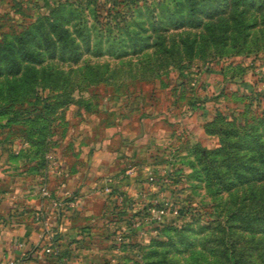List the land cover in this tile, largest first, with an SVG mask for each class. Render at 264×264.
Returning a JSON list of instances; mask_svg holds the SVG:
<instances>
[{"label":"rangeland","instance_id":"rangeland-1","mask_svg":"<svg viewBox=\"0 0 264 264\" xmlns=\"http://www.w3.org/2000/svg\"><path fill=\"white\" fill-rule=\"evenodd\" d=\"M4 1L0 163H16L8 175L56 173L60 149L91 152L118 124L125 132L111 147L141 150L124 165L139 181L155 175L138 189L134 222L156 230L144 241L151 264H264V2ZM207 107L223 116L222 135L200 134L215 119L200 118ZM153 111L161 137L151 135ZM107 178L118 179L99 176L96 190ZM154 202L179 212L149 222ZM156 241L163 246L152 248Z\"/></svg>","mask_w":264,"mask_h":264},{"label":"crops","instance_id":"crops-1","mask_svg":"<svg viewBox=\"0 0 264 264\" xmlns=\"http://www.w3.org/2000/svg\"><path fill=\"white\" fill-rule=\"evenodd\" d=\"M0 3L8 2L0 0ZM160 108L155 104L153 110ZM154 111L149 118L153 121V128L161 120ZM201 114L200 118L207 122L217 116V110L213 112L207 107ZM133 116H129L123 126ZM136 124L138 133L141 130L139 118ZM156 128L158 130L153 131L152 136L165 134V128ZM199 128L202 136L214 137L205 132L203 124ZM106 130H115V135L97 143L92 153L90 146L86 145L60 149L65 166L56 173L52 168L45 172L31 167L27 172L8 175L12 170L5 169H12V164L16 163H0V264H150L147 257L139 255V251L156 230L143 232L135 227L134 222L142 210L138 189L151 185L146 179L139 181L133 177V164L126 167L123 162L128 156L136 158L137 151L141 150L135 149L137 142L111 147L115 138H122L125 131L118 124ZM146 156L151 160L153 155L146 153ZM107 174L118 179L114 181V192L104 196L105 193L100 195L95 185L99 176ZM44 188L50 191L51 197L43 195ZM75 197H79L82 204L67 215L53 205L55 200ZM122 219H130L132 226L128 228ZM118 225L125 231L121 243L113 241L116 236H109ZM48 248L56 249L59 256L48 253Z\"/></svg>","mask_w":264,"mask_h":264},{"label":"built area","instance_id":"built-area-1","mask_svg":"<svg viewBox=\"0 0 264 264\" xmlns=\"http://www.w3.org/2000/svg\"><path fill=\"white\" fill-rule=\"evenodd\" d=\"M55 164L57 165V167L60 166L58 162H56ZM154 180H155V175L151 172L148 173V175L146 176V181L148 182V184H153ZM165 182H168V181H165ZM97 190L105 194L113 193L115 190L113 180L111 178L105 179V181L97 188ZM42 192L45 197H51L50 191L47 190L46 188L42 189ZM81 204H82V201L79 197H75L72 200L53 201L54 207H57V210L65 213L66 215L70 213L71 211L80 208ZM147 209H148V214L152 216L149 222H152V223L155 222L156 224L157 223L162 224L164 222L163 221L164 218L168 216L169 214L175 215V214H178L179 212V208L177 206H173L169 202H166L163 205H158V203L154 202ZM123 238H124V234L118 233L115 237V240L118 243H121L123 241ZM47 251L48 253H51L53 256H59V253L56 249L48 248ZM64 262L65 261L63 259L62 263Z\"/></svg>","mask_w":264,"mask_h":264},{"label":"trees","instance_id":"trees-1","mask_svg":"<svg viewBox=\"0 0 264 264\" xmlns=\"http://www.w3.org/2000/svg\"><path fill=\"white\" fill-rule=\"evenodd\" d=\"M244 1V3L243 4H251V7H253V8H256L257 6H256V3H252L253 1H256V0H243ZM245 2H248V3H245ZM250 2V3H249ZM261 2L263 3L264 2V0H261ZM263 7H264V3H263ZM263 7H260L262 10L264 9ZM192 10L193 9H191V12H192ZM21 38H19V41H21L20 40ZM22 43V42H21ZM1 45V44H0ZM0 53L2 54L3 53V55L4 54H7L8 53V51H6V50H1L0 51ZM9 55L10 56H12V54L9 52ZM223 116H221V115H217L216 117H215V119L211 122V123H208V124H206V131L209 133V134H212V135H222L223 133H224V131H222V130H220V129H218V127H215V123H217V121L218 120H221V121H223ZM230 122V121H229ZM212 126V127H211ZM219 126V125H218ZM210 128H212V129H210ZM214 129V130H213ZM229 133V131H227V133H226V135H230V134H228ZM232 136H234V134H233V132H232ZM164 228H166V229H171L170 227H166L164 224L162 225V228H161V232H163L165 229ZM157 242V241H156ZM158 244H154V246L153 245H151L152 246V248H154L155 249V247L156 246H158V247H161V246H163V243L161 242V241H159V242H157ZM142 249V252H143V256L144 257H147L148 259H149V261L151 260V254H149V252L147 251V249L145 248V247H142L141 248ZM144 249V250H143ZM149 249V248H148ZM152 262V261H151ZM151 264V263H150Z\"/></svg>","mask_w":264,"mask_h":264}]
</instances>
